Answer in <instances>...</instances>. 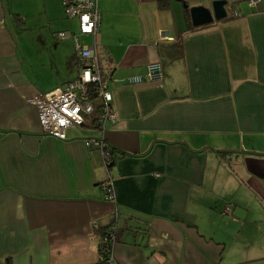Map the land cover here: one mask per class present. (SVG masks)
<instances>
[{"label":"crops","instance_id":"obj_1","mask_svg":"<svg viewBox=\"0 0 264 264\" xmlns=\"http://www.w3.org/2000/svg\"><path fill=\"white\" fill-rule=\"evenodd\" d=\"M215 1L226 20L189 25L185 5ZM249 1L98 0L79 43L98 50L116 121L59 140L32 100L79 76L59 37L78 21L61 0H0V264H99L112 227L113 264H264V0ZM155 63L161 82L119 83Z\"/></svg>","mask_w":264,"mask_h":264},{"label":"built area","instance_id":"obj_2","mask_svg":"<svg viewBox=\"0 0 264 264\" xmlns=\"http://www.w3.org/2000/svg\"><path fill=\"white\" fill-rule=\"evenodd\" d=\"M260 1L250 0L249 6L255 7ZM61 2L67 17L77 19L79 33L62 32L59 37L62 40L73 38L81 70L77 79L65 87L39 95L32 100V103L37 107L43 132L56 139L65 140L68 129L83 127L90 118L94 119L101 132L105 131L108 123H115L116 114L113 108L110 79H106L103 75L96 46H84L79 43L80 38L95 36L100 29L101 14L98 0H61ZM162 79L163 67L160 63H155L148 66L144 75L122 79L119 83L139 85L161 82ZM88 145L103 151L106 165L113 163L115 157L107 149L103 139H90ZM102 189L108 201H115L111 182L102 184ZM231 211V208L227 207L224 213L230 215ZM108 233L102 244L111 246L112 252L115 241L114 228L109 229ZM109 263L113 264L112 255Z\"/></svg>","mask_w":264,"mask_h":264},{"label":"water","instance_id":"obj_3","mask_svg":"<svg viewBox=\"0 0 264 264\" xmlns=\"http://www.w3.org/2000/svg\"><path fill=\"white\" fill-rule=\"evenodd\" d=\"M226 7V1H215L210 8L194 7L189 9L185 5V8L190 11L191 22L195 28L209 26L214 22L226 20L228 17Z\"/></svg>","mask_w":264,"mask_h":264},{"label":"trees","instance_id":"obj_4","mask_svg":"<svg viewBox=\"0 0 264 264\" xmlns=\"http://www.w3.org/2000/svg\"><path fill=\"white\" fill-rule=\"evenodd\" d=\"M161 8H165L167 6V1H163L159 3ZM187 11V21L189 22V25L191 24V17H190V11L189 9L186 10ZM114 153V150H112ZM221 157H225L227 154H231L230 152H226V151H218L217 152ZM109 231V230H108ZM108 231H104V230H100L99 234L101 236L102 241L105 239V237L107 235H109ZM112 252H111V246L109 245H101V251H100V255L101 258L103 259L102 262H100L99 264H110L109 260H110V256H111Z\"/></svg>","mask_w":264,"mask_h":264}]
</instances>
